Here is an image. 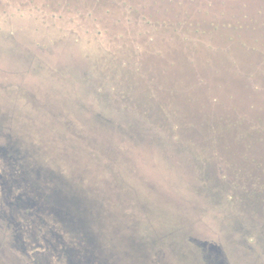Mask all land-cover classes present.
<instances>
[{
	"label": "rangeland",
	"instance_id": "374dc122",
	"mask_svg": "<svg viewBox=\"0 0 264 264\" xmlns=\"http://www.w3.org/2000/svg\"><path fill=\"white\" fill-rule=\"evenodd\" d=\"M98 1L0 0V77L29 93V99L51 103L49 110L43 111L31 100L12 103L3 97L6 94L0 95L2 109L17 114L12 126L23 142L32 144L31 150L44 153L41 164L73 186L82 207L89 205L93 220L90 230L98 243L100 239H112L116 246V235L117 240L132 235L148 246L154 264H194L193 253L198 248L190 238H196L220 246L229 264H264V156L258 153L264 139L259 141L257 136L231 155L229 145L212 144L209 138L197 140L206 147V153L200 154L193 141L171 136L173 131L194 125H182L180 114L169 113L166 117L161 93L164 89L158 84L168 68L165 60L147 57V72L143 60L131 49L140 42H147L148 53H164L166 46L174 47L177 53L186 49L183 47H192L190 50H196V54L188 60L195 63L198 57L204 58L209 65L218 63L220 68L228 69L235 62H243L245 67L250 63L259 66L255 53L261 46L252 39L246 42L256 50L236 41L234 45L225 31L221 39L216 34V41H210L216 37L189 32V43L180 42L181 36L173 29L181 32L188 27L177 23L183 20L180 16L187 15L190 22H195L203 15L207 9L197 7L200 1L172 0V13L168 14L149 4L154 0H144L139 11L151 24L163 20L178 24V28L167 31L165 44L158 39L167 38L161 35L163 32H155L140 17L134 23L133 19L126 21L122 11L113 6L101 7ZM130 1L137 6V0ZM222 2L228 9L208 10L218 26L232 21L234 7L239 4L238 0H220L219 4ZM177 10L179 19L173 16ZM148 39L160 41L151 43ZM217 47L221 51L230 48L235 57L224 52L217 54L220 58L210 56L217 58L215 62L205 59L203 54ZM148 90L155 92L152 95L161 106L155 120L131 104ZM106 100L108 107L104 105ZM90 117L106 124L104 134L90 131H97V123H92ZM250 126L258 128L260 123L251 121ZM236 142L239 146L242 140ZM101 209L118 224L127 223L124 231H117L124 226H114L115 235L112 229L110 233L109 228L100 226L97 220ZM30 212L28 218L13 213L26 236L27 255L10 246L8 231L0 223V247L5 255L14 264H35L37 257L45 259L42 264H66L64 250L69 246L81 249L83 241L36 209ZM36 214L61 234V239L54 241V249L41 238L27 239L32 222L37 220L31 218ZM107 246L99 244L105 260H110L108 264H127L124 256L117 257ZM75 255L79 261L81 256Z\"/></svg>",
	"mask_w": 264,
	"mask_h": 264
},
{
	"label": "water",
	"instance_id": "95a60500",
	"mask_svg": "<svg viewBox=\"0 0 264 264\" xmlns=\"http://www.w3.org/2000/svg\"><path fill=\"white\" fill-rule=\"evenodd\" d=\"M158 41L160 40H155V42ZM163 44H165V42H163ZM158 46L163 47L164 45ZM173 48L174 47L166 46L164 49L166 52L168 51L172 53L166 54V56L172 57L171 60H174L175 66H168L165 62L164 64L166 65V68H168L164 74L162 73V83H158L161 84L162 89H164L161 93L163 94L162 101L166 110V117L169 113L180 114L182 117V125L187 122L186 124H193L194 126L187 130L180 129L178 131H171L172 133H170V135H176L180 141H186L188 139L193 141L194 145H196L195 151L200 154L206 153V147L204 143H201L202 141L198 143L196 142L199 139L204 140L207 138L211 139L210 142H212V144H221L220 146H222L224 143L229 145V153H231V155L238 153L243 146L245 147V144L250 143L254 138L256 139L258 136L257 130L260 129V127H264V125L258 121H255L257 124L260 123L258 128H252L250 126L254 116L259 113L257 108H250V104H256L255 106L257 107L260 102V100H258L259 96L257 95V92H255V90L252 92L253 89L251 83H248V88L245 87L246 80L244 79L245 76H243L245 74L234 76L228 72L227 69L220 68V64L218 65L217 63H214L211 66L206 62H203L204 58L198 57L195 63H190L188 58L181 53H177ZM215 57L220 58L221 56L217 55ZM238 57L242 59V56ZM205 59L213 60L215 62L217 58H211L209 56ZM149 61V58H144L142 61L144 65L143 70L147 72L149 70ZM215 68H217L218 72H215ZM246 70L247 69H242V71ZM200 78H203L204 83L199 82ZM180 81H182V83H180ZM227 82H230L232 87H227ZM218 84H222L223 87L219 88V86H217ZM257 85L264 86L260 83H257ZM218 89H222V91H219ZM209 90L211 92L210 95ZM234 91L236 92L234 95L238 96V99L232 104L234 111H231L230 106L225 105V102L228 99V94L234 93ZM152 93L155 92L148 90L147 94L138 96V98L133 100L131 104L136 108L138 107L140 112L144 111V114L148 118L155 120L157 117L156 113L161 109V106L158 99L154 97ZM156 93H158V90ZM250 93L252 94L251 96L254 97L251 101H249L247 97ZM156 96L159 97L160 95L157 94ZM256 96L258 97L256 98ZM239 99H241V101H239ZM108 102L109 100H106V103L104 104L107 107L110 106ZM105 109L107 110V108ZM247 115L251 116L250 122L241 120V117ZM229 117L233 118V120H228ZM89 120L94 124L95 122L97 123V131H93V129H90V131L94 134H104L103 128L106 124L101 119L90 117ZM250 133L251 135L249 136ZM236 140H242L239 146ZM255 144L257 146L258 142ZM258 146H260L258 147V153L262 152L264 156V149H261L262 145ZM207 172L208 171L205 169L204 176L206 179L209 177V173ZM216 183H218V181L215 180V184ZM72 187V185H69L70 189H72ZM63 197L65 201L62 200L60 202L59 199L55 200V206L50 210L55 217L61 221H67L71 225L82 227L86 231L87 229H90L93 220L89 216L91 215L87 208L89 205L84 209L74 200H72V202L70 201L71 203L68 204V199L65 196ZM111 217V214L105 216L101 209V215L97 221L100 226L109 228L108 231L110 233L112 229L115 235L116 229L113 228L114 226L116 228L118 226H124L122 229L121 227L117 229L119 232L124 231L125 227H127V223L120 225L112 220ZM119 237H122L121 240H117V235L115 236L116 240L114 239V242L117 241L115 242L116 246H114L112 239H100L99 244H108L107 248L116 256L118 255L117 257H119V255L124 256L127 259V264H154L150 252L148 251V246L139 242V240L132 235ZM190 240L198 248H195L196 250L193 253L194 264H229L225 253L217 244L205 240H198L196 238H190ZM4 251L5 250L0 247L1 262L3 264H14L13 259L7 257ZM162 264H165V261H163Z\"/></svg>",
	"mask_w": 264,
	"mask_h": 264
},
{
	"label": "flooded vegetation",
	"instance_id": "af4514ba",
	"mask_svg": "<svg viewBox=\"0 0 264 264\" xmlns=\"http://www.w3.org/2000/svg\"><path fill=\"white\" fill-rule=\"evenodd\" d=\"M190 1L191 3L193 2V0ZM196 1L202 2L199 5L197 4V7L201 6L203 9H207L206 11L220 10V8L224 10L228 9L224 2H222V5L219 4L220 0ZM224 1L226 3V0ZM238 1L239 4L234 7L236 15L231 16L232 22L242 24L246 22V18L264 19V0ZM171 2L172 0H154L149 4L163 8V13L171 14L172 10L169 11L173 6ZM205 13L208 14V12ZM178 15L177 10V13H174L173 16L176 18ZM228 23L231 24V22ZM3 94H6L3 97L12 103H21L23 99L27 102L31 100L39 108L45 109L43 111H47V108L49 110L51 106L50 101L45 103V101H40L39 99H29V93L22 90L19 86L14 85L12 82L0 77V95ZM2 108L0 105V202L7 206L4 208L2 207L3 205H0L2 213L0 215V223L4 231H8L10 246L14 250L20 252L22 250L27 255V241H24L23 236L25 235L21 232L18 222L13 217V213L15 215L17 214L16 216L19 215L21 218H28V215L31 214L30 211L36 209L46 219H50L51 222L59 224V226H62L83 241L81 249L69 246L64 250L67 258L66 264H75L77 262L79 264H91L92 261H95L96 264H108L107 262H110V260L108 258L105 260L103 257L104 254L99 248L97 238L90 232V229L86 231L82 227L71 225L67 221H61L50 211L55 206V200L59 199L60 202L62 200L65 201L63 196L68 199V204L74 200L79 206H82L83 202L77 192L73 188H69L67 182L55 176L51 169L40 163V157L44 153L31 150V146L29 145L32 144L27 145V143L23 142L22 135L18 134L17 129H14L15 127L12 126V121L18 118L17 114L13 111L5 112ZM83 189H85L84 186ZM25 208L30 210H24ZM42 215L36 214L35 217L31 218V220L33 218L37 220L32 222L33 228L31 231L29 230L27 239L35 241L41 238L54 249L57 246L54 241L60 240L61 234L56 230L50 229L47 226L46 220L42 218ZM40 221L41 223H39ZM42 224H45V226ZM37 251L39 250L35 252ZM75 254L81 256L79 261L76 259ZM39 258L37 257L35 264L45 262L44 258Z\"/></svg>",
	"mask_w": 264,
	"mask_h": 264
},
{
	"label": "trees",
	"instance_id": "16d2710c",
	"mask_svg": "<svg viewBox=\"0 0 264 264\" xmlns=\"http://www.w3.org/2000/svg\"><path fill=\"white\" fill-rule=\"evenodd\" d=\"M143 1L144 0H137L138 4L136 7L131 5L130 0H99L98 4H101V7H107V8L112 7V6L116 7V9H118V11L119 10L122 11L121 15L124 16V18H126V21H131L133 19L132 23L135 22V19L137 17H140L144 21L143 23L145 25H148V27L152 26L155 32L156 31L163 32L161 35H164L166 37H167V35L169 36L167 31H170L172 28H178V24L179 25H187L188 27L183 28L184 31L182 30L181 32H178V30L173 29L174 33L175 32L178 33L177 36H181L182 40H180V42H182V43L185 41H187V43H189V40H187L189 37L186 35V34H189V32H190V34L195 33V34H199L200 36L208 35L210 38H215L216 34H217V37L219 39H221V38H223L224 31H225L227 33L225 35L227 36L228 41H232L234 43V45H235V41H236V43H239V45H241L244 48L248 47V48H251L252 50H256V47H251L250 45H248V42H246V41H248V39H252L251 42L261 46V48L257 49L256 50L257 52L255 53L257 55V63H259V66L258 65L252 66V65H250L252 63H250V64H248L249 65L248 67H245L243 62H238V63L235 62L234 64H231V67L228 68L227 70H228V72H230L234 76L245 74L243 76H245L244 79L246 80V83L252 84V89H253L252 92L255 90V92H257V95L259 96L258 100H260L257 107L255 106L256 104L255 105L253 103L250 104V108H255V109L257 108L259 111V113H257L254 116V119L252 121H258V122H261L262 125H264L263 124L264 123L263 122L264 121V86H258L257 85V83L264 85V19L260 18V20H257L255 18H253V19L246 18V22L242 23V24H236L235 22L231 21V24L230 23H221L218 26L215 24H218L219 22H215L214 20H211L210 13L206 14L205 12H208V11H203V14H205V15H202L201 17H199V19L196 20L195 22H190L188 19L189 16L183 15V16H180L183 18V20H179V22H177L178 24H174V22H172L170 20H166V21L163 20L161 22H155L154 24L153 23L151 24V22L146 20L144 18V16H142L140 14V11H139L140 8L139 7H144ZM179 15H178L177 19L180 18ZM204 23H206V25L209 24L211 26V28L210 29L204 28V25H203ZM193 28H195V29H193ZM200 28H202V29H200ZM217 37L215 39H211L210 41H216L218 39ZM158 39H160L161 41H164L166 43L167 40L169 39V37H167V38L164 37L162 39V37L159 36ZM148 42L153 43L154 40L152 41L151 39H148ZM190 42H192V40H190ZM148 46L149 45H147V42H146V45L143 42H140L134 46H131V48H132L133 54H135L138 58H141V60H143L144 58H147V57H154L155 56V57H159V58L164 59L168 66H175L174 60H171L172 57L166 56V54H172V53H170L168 51L166 52V50L164 51V53L162 51H161V53L160 52L148 53V50L146 49ZM234 47L235 46H233V49H234ZM183 48H186V49H184V51H180V52L186 58H189L190 56H192V54H196L195 53L196 50H193V51L190 50L192 47H190V48L183 47ZM220 49H221L220 47H217L215 50L206 51L203 55H205L206 57H209L212 55L215 56L217 54L225 52V54L229 53V54H231L232 57H235V54L232 53L233 50L230 51V48H226V50L224 49V51H221ZM161 56H164V57H161ZM192 62L193 61L190 60V63H192ZM210 65H212V64H210ZM242 69H247V70L249 69V72H247V74H246L244 72H246L247 70L242 71ZM217 71H218L217 68H215V72H217ZM199 82L204 83L203 78H200ZM180 83H182V81H180ZM228 86L232 87L230 82H227V87ZM245 87L248 88V85ZM234 93L236 94L235 91H234ZM251 95L252 94L250 93L247 96L249 101L254 99V97H252ZM237 99H238V96L234 95L233 93H230L228 95L227 101L225 102V105L230 106L231 111H234V107L232 106V104H234L237 101ZM241 99H239V101H241ZM260 103H262V104H260ZM228 120H233V118L229 117ZM241 120H246V121L250 122L251 116L250 115L243 116V117H241ZM250 135H251V133L249 134V136ZM257 135L259 136L258 137L259 141H261L264 138V127H260V129L257 130ZM262 147L264 148V144H262Z\"/></svg>",
	"mask_w": 264,
	"mask_h": 264
}]
</instances>
